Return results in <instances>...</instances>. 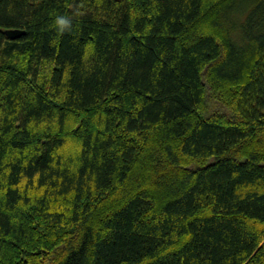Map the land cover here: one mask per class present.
Here are the masks:
<instances>
[{
    "label": "trees",
    "instance_id": "16d2710c",
    "mask_svg": "<svg viewBox=\"0 0 264 264\" xmlns=\"http://www.w3.org/2000/svg\"><path fill=\"white\" fill-rule=\"evenodd\" d=\"M0 264H264V0H0Z\"/></svg>",
    "mask_w": 264,
    "mask_h": 264
},
{
    "label": "rangeland",
    "instance_id": "374dc122",
    "mask_svg": "<svg viewBox=\"0 0 264 264\" xmlns=\"http://www.w3.org/2000/svg\"><path fill=\"white\" fill-rule=\"evenodd\" d=\"M207 84V83H206ZM207 87L209 88V86L207 85ZM221 113V114H225L227 116H234L233 111L231 110V108H229L228 106L222 104L221 101H219L210 91L207 93V98H206V110H205V115L208 116L210 114L213 113ZM152 149H149L148 152V160L147 162H153L154 164L157 163V158H154L155 156V152L157 151L160 152L159 150V146L158 143H154L152 144ZM151 151V152H150ZM138 177V176H137ZM137 177H133L131 178V180H134Z\"/></svg>",
    "mask_w": 264,
    "mask_h": 264
},
{
    "label": "water",
    "instance_id": "95a60500",
    "mask_svg": "<svg viewBox=\"0 0 264 264\" xmlns=\"http://www.w3.org/2000/svg\"><path fill=\"white\" fill-rule=\"evenodd\" d=\"M24 33L25 32L23 30H20V29H8L5 31V34L10 39H15V38L23 35Z\"/></svg>",
    "mask_w": 264,
    "mask_h": 264
},
{
    "label": "clouds",
    "instance_id": "9594fccd",
    "mask_svg": "<svg viewBox=\"0 0 264 264\" xmlns=\"http://www.w3.org/2000/svg\"><path fill=\"white\" fill-rule=\"evenodd\" d=\"M59 23L63 24V23H64V21H63V20H60V21H59Z\"/></svg>",
    "mask_w": 264,
    "mask_h": 264
}]
</instances>
